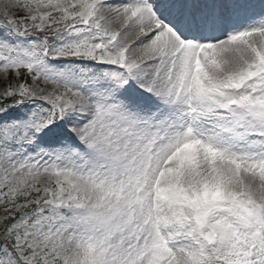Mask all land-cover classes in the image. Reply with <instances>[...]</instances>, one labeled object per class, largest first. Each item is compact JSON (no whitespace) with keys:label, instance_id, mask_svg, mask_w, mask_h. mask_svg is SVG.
I'll return each mask as SVG.
<instances>
[{"label":"snow or ice","instance_id":"snow-or-ice-1","mask_svg":"<svg viewBox=\"0 0 264 264\" xmlns=\"http://www.w3.org/2000/svg\"><path fill=\"white\" fill-rule=\"evenodd\" d=\"M0 264H264V0H0Z\"/></svg>","mask_w":264,"mask_h":264}]
</instances>
